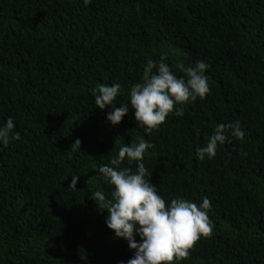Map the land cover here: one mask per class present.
I'll list each match as a JSON object with an SVG mask.
<instances>
[{
    "label": "trees",
    "instance_id": "trees-1",
    "mask_svg": "<svg viewBox=\"0 0 264 264\" xmlns=\"http://www.w3.org/2000/svg\"><path fill=\"white\" fill-rule=\"evenodd\" d=\"M161 55L178 76L204 60L210 92L148 134L129 89ZM113 82L115 106L129 103L115 125L89 91ZM9 116L20 138L0 145V264L131 258L90 193L110 197L99 165L140 139L152 143L143 163L166 203L210 201L212 233L177 264H264V0H0V124ZM236 120L243 138L197 159L214 126Z\"/></svg>",
    "mask_w": 264,
    "mask_h": 264
},
{
    "label": "clouds",
    "instance_id": "clouds-1",
    "mask_svg": "<svg viewBox=\"0 0 264 264\" xmlns=\"http://www.w3.org/2000/svg\"><path fill=\"white\" fill-rule=\"evenodd\" d=\"M82 3L87 6L91 0H82ZM208 67L204 60L197 59L193 65L182 67L184 75L178 76L163 55L155 61L147 60L142 80L129 89L136 125L150 134L169 113L182 116L184 105L197 97L203 99L210 92L205 71ZM121 90V84L117 82L101 83L89 89L100 109L112 106L106 113V120L113 125L129 113V103L121 102L115 106ZM13 128L11 116L0 124V145L7 146L10 140L20 138V133L13 132ZM229 135L243 138L244 130L239 120L217 123L206 143L196 147L197 159H212L218 145L224 144ZM80 144L77 138L71 146L80 147ZM151 147L152 143L147 139L120 146L108 164L99 165L102 178L112 186L110 197L101 190L90 193L97 207L107 211L106 226L134 250L131 258L117 264H177L190 255L196 241L209 236L214 228L208 216L210 201L207 196H202L198 204L183 197L171 198L166 203L150 180L152 173L143 163L144 154ZM125 160L128 164L135 161V170L121 167ZM78 180L79 176H71L68 188L76 189ZM136 236L140 237L139 241Z\"/></svg>",
    "mask_w": 264,
    "mask_h": 264
}]
</instances>
